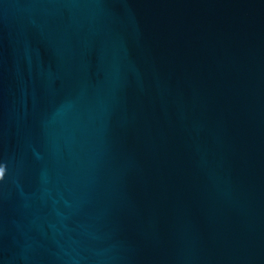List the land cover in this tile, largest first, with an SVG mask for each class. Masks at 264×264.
<instances>
[{
	"label": "water",
	"instance_id": "obj_1",
	"mask_svg": "<svg viewBox=\"0 0 264 264\" xmlns=\"http://www.w3.org/2000/svg\"><path fill=\"white\" fill-rule=\"evenodd\" d=\"M0 264H264V0H0Z\"/></svg>",
	"mask_w": 264,
	"mask_h": 264
}]
</instances>
